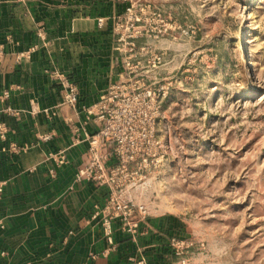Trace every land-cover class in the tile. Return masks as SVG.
<instances>
[{
	"label": "rangeland",
	"instance_id": "obj_1",
	"mask_svg": "<svg viewBox=\"0 0 264 264\" xmlns=\"http://www.w3.org/2000/svg\"><path fill=\"white\" fill-rule=\"evenodd\" d=\"M124 1L121 43L160 111L128 196L184 221L187 264H264V0Z\"/></svg>",
	"mask_w": 264,
	"mask_h": 264
},
{
	"label": "crops",
	"instance_id": "obj_2",
	"mask_svg": "<svg viewBox=\"0 0 264 264\" xmlns=\"http://www.w3.org/2000/svg\"><path fill=\"white\" fill-rule=\"evenodd\" d=\"M125 7L124 0H0L7 52L0 117L9 127L0 145V264H180L170 241L184 235L182 219L151 213L135 235L116 220L112 245L95 214L107 188L76 180L89 138L104 124L89 108L124 76L117 20ZM54 70L77 84L76 106L64 102ZM11 143L28 148L15 153Z\"/></svg>",
	"mask_w": 264,
	"mask_h": 264
},
{
	"label": "built area",
	"instance_id": "obj_3",
	"mask_svg": "<svg viewBox=\"0 0 264 264\" xmlns=\"http://www.w3.org/2000/svg\"><path fill=\"white\" fill-rule=\"evenodd\" d=\"M125 36L119 30L118 49L122 53L124 76L112 83L89 108V113L97 111L104 124L90 136L87 160L76 174L78 181L89 180L97 186L107 188L105 202L97 208L95 214L101 216L108 241L112 245L114 221H120L126 232L135 235L139 221L151 214L146 204L137 203L128 195L138 187V181L144 184L146 178L152 176V146L157 143L155 131L160 112L153 89L142 87L139 79L135 80L138 64H132V61L139 51L134 41L122 46ZM6 57L5 47L0 43V62ZM52 74L62 86L64 102L72 107L76 106L79 97L77 84L59 70L52 71ZM9 95L6 90L2 98L6 99ZM7 110L15 111L11 107ZM8 133L9 127L0 117V145L8 139ZM48 138L50 135L44 136V139ZM27 148V145L16 143L9 145V150L15 153ZM52 157L63 161L65 156L63 153H56ZM1 191L0 184V193ZM170 245L180 257V264H187L186 253L190 243L184 239L172 238Z\"/></svg>",
	"mask_w": 264,
	"mask_h": 264
}]
</instances>
